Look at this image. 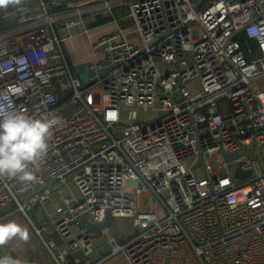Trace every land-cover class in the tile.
Wrapping results in <instances>:
<instances>
[{
    "label": "built area",
    "instance_id": "1",
    "mask_svg": "<svg viewBox=\"0 0 264 264\" xmlns=\"http://www.w3.org/2000/svg\"><path fill=\"white\" fill-rule=\"evenodd\" d=\"M57 2L0 11V111L63 120L33 183L0 179V208L54 201L62 244L44 240L59 264H94L92 233L76 220L108 214L136 229L108 237L127 264H264V0ZM124 8L92 45L107 65L91 69L105 71L85 82L67 39ZM240 33L256 46L243 49ZM150 109L156 117H139ZM34 228L43 238L46 226Z\"/></svg>",
    "mask_w": 264,
    "mask_h": 264
},
{
    "label": "crops",
    "instance_id": "2",
    "mask_svg": "<svg viewBox=\"0 0 264 264\" xmlns=\"http://www.w3.org/2000/svg\"><path fill=\"white\" fill-rule=\"evenodd\" d=\"M41 0H22L20 5H9L7 7H0V11L4 10H16L19 9L24 4L33 5ZM43 1H51V0H43ZM68 0H59L57 4L53 6L54 9H61V7H65L67 5ZM126 12V9H121L119 11H115L113 15H107L101 17L107 18L111 17V20L116 16H120ZM98 17V16H97ZM89 19L87 24L91 27L90 32L84 33L83 27L74 29V36L69 38L66 48L68 61L72 64L78 58L84 59H95L98 58V55L94 54L92 45L98 39V37L104 33L112 31L115 29L114 23H102L94 26L93 22L96 18ZM120 24L124 27H130V21L120 22ZM254 45L247 43V45H251L253 47L256 46L255 41ZM246 45V47H247ZM82 50L86 52V55H79V51ZM81 74V72H80ZM81 76V75H80ZM82 77V76H81ZM260 86L264 87V79L260 80ZM54 201H50L46 204H38L34 206L29 213L25 214L22 211H19L15 204H10L8 207L0 208V222H8L14 221L17 224L27 228L29 232V239L27 242L21 240L19 237L13 238L9 240L6 244L0 246V257L11 256L14 259H17L21 262V264H59L58 261L54 258L49 248L46 245L44 239L52 238L56 242L62 244V240L58 233L54 230L53 226L50 224V218L48 215L49 210H53ZM53 203V204H52ZM42 209L45 211L42 213ZM31 213V214H30ZM113 220V218H112ZM36 226H46V232L44 233V237H40L34 228ZM77 230L80 229V226L75 225ZM112 226L108 228V230L103 231L98 234H92L93 239L97 240L95 242L96 251L91 255V260L94 264H127L124 257L121 254L112 255L111 247L108 244V237L110 235H116L118 240L121 242H125L129 238H131L135 233L136 229L131 224V227L126 228L120 232L112 231ZM131 230V231H130ZM76 255L79 258H82V252L76 251ZM63 264H84L82 260L81 263H76L72 255H67Z\"/></svg>",
    "mask_w": 264,
    "mask_h": 264
},
{
    "label": "clouds",
    "instance_id": "3",
    "mask_svg": "<svg viewBox=\"0 0 264 264\" xmlns=\"http://www.w3.org/2000/svg\"><path fill=\"white\" fill-rule=\"evenodd\" d=\"M22 0H0V7L20 5ZM63 120L54 114L33 117L24 110L0 111V179H18L25 184L36 180V172L51 147L53 129ZM19 237L27 242V228L14 221L0 222V246ZM0 264H21L11 256L0 257Z\"/></svg>",
    "mask_w": 264,
    "mask_h": 264
},
{
    "label": "rangeland",
    "instance_id": "4",
    "mask_svg": "<svg viewBox=\"0 0 264 264\" xmlns=\"http://www.w3.org/2000/svg\"><path fill=\"white\" fill-rule=\"evenodd\" d=\"M68 40H67V45H69ZM79 55L84 56V55H86V52L82 53V50H80L79 51ZM101 60L103 62V66H106L107 62L104 61L103 57H98V58H95V59H93V58L84 59V60H82V58H80V59L78 58L77 60H75V62H73L72 64L70 63V64L73 66L75 71L79 72V74L81 72L80 75L82 76V78L85 80V82H88L92 76H95L97 74H101V73H103L105 71V67L101 68V69H98V70L91 69V65H92L93 62H98V61H101ZM189 87L191 89H193V90H198L199 89V86H198L197 83H191L189 85ZM156 115H157V111L152 110V109L144 111V112H139V117L141 119H144V120L153 119L154 117H156ZM248 152L251 155L253 154V156H256L258 158L262 157V154H259V153L255 155L254 153H257V152H254L253 149H249ZM191 163H193L192 167L194 168V170L197 173V175L199 177H205V172H204V169H203L202 161L200 159L197 160V161H195L194 159H191L189 161H186L185 164L188 166ZM44 212L45 211L42 209V213H44ZM112 223H113L112 231L120 232V231H122V230H124L126 228L131 227L132 219L128 218V217H114L113 220H112ZM73 228H74V230H77L76 226H73ZM95 242H97V240L94 239V243Z\"/></svg>",
    "mask_w": 264,
    "mask_h": 264
},
{
    "label": "water",
    "instance_id": "5",
    "mask_svg": "<svg viewBox=\"0 0 264 264\" xmlns=\"http://www.w3.org/2000/svg\"><path fill=\"white\" fill-rule=\"evenodd\" d=\"M177 98H180L179 92H176ZM251 173V171L243 172L240 168L237 169V176H247ZM83 229L92 234H98L103 232L105 229H108L112 225V216L108 214L107 219L100 223H93L86 215L79 217L76 220Z\"/></svg>",
    "mask_w": 264,
    "mask_h": 264
},
{
    "label": "trees",
    "instance_id": "6",
    "mask_svg": "<svg viewBox=\"0 0 264 264\" xmlns=\"http://www.w3.org/2000/svg\"><path fill=\"white\" fill-rule=\"evenodd\" d=\"M62 8V7H61ZM111 21V17H107V18H103L101 16H98L96 18V20L93 22L94 26L96 25H99V24H102V23H106V22H109ZM237 38L239 39L240 43H241V46L243 49H246V45L247 43L251 44V45H254V42L253 40H250L246 37L245 34L243 33H240Z\"/></svg>",
    "mask_w": 264,
    "mask_h": 264
}]
</instances>
